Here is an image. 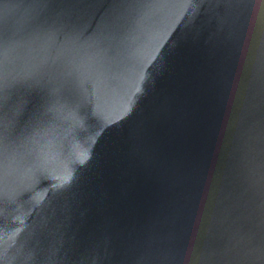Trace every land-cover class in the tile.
Segmentation results:
<instances>
[{
    "label": "water",
    "instance_id": "obj_1",
    "mask_svg": "<svg viewBox=\"0 0 264 264\" xmlns=\"http://www.w3.org/2000/svg\"><path fill=\"white\" fill-rule=\"evenodd\" d=\"M0 264H264V0H0Z\"/></svg>",
    "mask_w": 264,
    "mask_h": 264
}]
</instances>
